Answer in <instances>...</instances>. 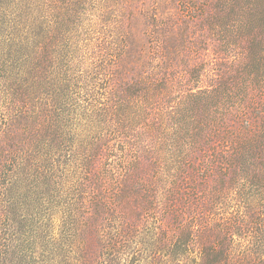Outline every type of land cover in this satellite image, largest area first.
<instances>
[{"label": "rangeland", "instance_id": "obj_1", "mask_svg": "<svg viewBox=\"0 0 264 264\" xmlns=\"http://www.w3.org/2000/svg\"><path fill=\"white\" fill-rule=\"evenodd\" d=\"M22 2L34 25L14 38L43 26L52 43L38 36L26 64L27 49L11 60L0 44L5 264L258 263L263 157L248 175L218 167L260 131L264 85L245 86L244 72L264 39V0ZM218 87V108L200 111ZM18 151L23 173L7 179Z\"/></svg>", "mask_w": 264, "mask_h": 264}, {"label": "trees", "instance_id": "obj_2", "mask_svg": "<svg viewBox=\"0 0 264 264\" xmlns=\"http://www.w3.org/2000/svg\"><path fill=\"white\" fill-rule=\"evenodd\" d=\"M262 4H264V2H262ZM25 8H28V6L26 7L24 2H22V0H14V1L13 0H0V33L2 32L1 29L4 27L7 29V33H9V36L11 37L10 39L8 38V40L3 39L2 36L0 37V44H2V47H3L2 49L6 52L5 56L9 57V59H11V60L14 59V56L16 55V53H19L18 57H20V60L25 58V57H23V54H24V51L26 52V49H27L28 53L30 52L28 55L31 58L27 57V59L25 60V64H26V63H32V61H33L32 54L34 53L32 51V49H35L34 46L39 45L41 43V41L39 42V39L37 38L38 36H41V35L43 36L45 34L42 37V39H44V41H42V43L44 46H47L48 48L50 47V43H52V41H50L51 39L47 38V35H50V32L48 31L47 28H45L43 26H41L42 32L40 34H36V36H35V33H30L29 37H25L23 39L14 38L15 35H18L21 32H23L24 35H27L28 31H30L31 25H34V23H31L30 17L27 20L26 17L19 15V10L22 9L21 11L23 14V11ZM259 15L263 16L262 14H259ZM259 15L256 16L254 19L250 20V22L253 20L261 21V18ZM31 32H36V31H31ZM32 34L34 35V37H32ZM254 43L256 44L257 42H255V40L254 41L251 40V45ZM258 43L260 44L259 46L255 45L254 47H252L251 54L253 56L251 55V59L249 60V62L247 64H245V68H246L247 72H244V74L246 76L250 75V80L245 82V84H244L245 86L254 85L256 87H262L260 85H264V81L260 80V78H262L261 75H264V50H263L264 49V39ZM256 47L260 48L259 49L260 54H258V55L254 54L256 51ZM20 55H22V56H20ZM1 66L5 67L6 63L2 64ZM13 66L14 65H12L11 67H13ZM8 84H10L12 86L11 87L12 91H17V93L20 94V92H18L19 86H20V84L18 82H15V81L13 82L11 80ZM241 86H243V85H241ZM221 88L220 87L217 88V94L209 96V98H207L205 100H201L200 102H198V104H197L198 109H200V111H202L204 113H208V111L214 113V110H216L218 108V105H220L221 100H223L221 93H219L220 90H222ZM218 90H219V92H218ZM213 101H215V102H213ZM218 101H220V102H218ZM25 102L26 101H23V103H25ZM210 102H213V103L210 104ZM263 106H264V100H263ZM257 111H259V112L256 114L259 115V119H260V125H259L260 131L258 132V135L251 136L245 142V144L243 142H241L240 146L236 145V147L234 148L236 154H233V156L231 155L230 160H228V162L225 163L224 168L218 167V170L220 172L221 171L227 172V170H228L230 173H236L238 175L240 171H243L245 174L248 175L255 167H257V165H259V166L261 165V162L256 161L255 155H257V154L262 155V157H263L262 161H264V107H262V105H261V107H259L257 109ZM231 113L233 115L234 111ZM202 115L204 116V114H202ZM52 123H54V121H51V124ZM243 123H244L243 129L249 128V123L246 120L243 121ZM56 128H57V126L48 127L49 131H51L52 133L54 131L55 132L64 131L63 129L56 130ZM65 137H66V135L58 136L57 138H55L53 140V143L50 142L52 144L48 145V148L52 149L54 147H57L58 146L57 142L61 141ZM42 145L45 146L46 143L43 142ZM48 148H46V150H48ZM17 153H18L17 157H15L14 160H12V162H10L12 164V169H6L5 170L4 165H2L3 166V172H4L7 179H11V177H13V176L16 177L18 174H20V172L23 173V171L21 169L19 170V167L21 166V164H23V161H25L26 158L19 157L20 151H18ZM167 164L169 165V169L171 168L172 170L173 169L179 170V168H181V166H178L180 164L177 161L175 163L174 162L173 163L167 162ZM173 165H174V168H172ZM44 168L45 167H43V166L42 167L36 166V169L39 171V173H41L40 170H42V169L44 170ZM258 169H259V171H263L262 169H264V164H262V166ZM260 189L264 190V184L262 185V187ZM0 205H1V203H0ZM2 207L3 206H0V264H5L8 244H7L6 232H5V226H4L5 224H4L3 214H2ZM73 216H74V214H73ZM117 234H118V232H117ZM191 237H192V235L188 234V236L184 237V238H181L180 236L174 238L176 240L170 241L167 250L171 251L170 248H172L174 246L175 255H181V250L183 248L182 242H187V241L190 242ZM121 238H122V235H121ZM121 238L114 237V240H116V241L113 240V247L114 248L119 245L118 239L120 240ZM172 243H173V245H171ZM186 247H188V246L186 245ZM81 250H82V254H83L84 250L82 249V247H81ZM108 250H110V248ZM173 252H174V250L172 248V253H170V256H173ZM208 253H210V250H208ZM209 255L211 256V254H209ZM256 256L258 257V263H251V264H264V244L261 246V249L258 251ZM215 259L209 260L207 263L205 262L203 264H215V263H217V264H230V256L227 257V255H226L225 258L222 260H220L217 257ZM244 261L247 262V259Z\"/></svg>", "mask_w": 264, "mask_h": 264}]
</instances>
